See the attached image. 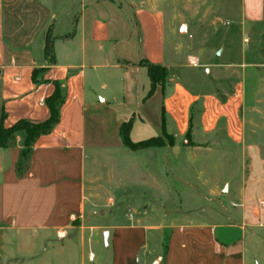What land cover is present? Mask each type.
<instances>
[{
  "label": "crops",
  "instance_id": "0c3cea01",
  "mask_svg": "<svg viewBox=\"0 0 264 264\" xmlns=\"http://www.w3.org/2000/svg\"><path fill=\"white\" fill-rule=\"evenodd\" d=\"M219 3L189 46L184 0H0L4 126L65 95L0 148V264H264V0ZM143 61L168 70L148 97ZM163 117L172 144H123Z\"/></svg>",
  "mask_w": 264,
  "mask_h": 264
},
{
  "label": "trees",
  "instance_id": "16d2710c",
  "mask_svg": "<svg viewBox=\"0 0 264 264\" xmlns=\"http://www.w3.org/2000/svg\"><path fill=\"white\" fill-rule=\"evenodd\" d=\"M146 65L149 78H150V88L147 92L146 97L150 96L157 84H163L166 80L168 70L165 66L150 63L147 61L141 62ZM36 70L33 71V77ZM65 95L61 88L59 82H55V89L45 98V103L49 109V116L42 121H31L27 119H19L12 125L6 127L3 124V119L5 117L4 113L0 117V148L11 145L15 141L17 134L22 137V155L26 156L30 151L34 141L37 137L45 134L52 130L55 124L59 121V110L64 101ZM131 126V121H127L121 126V136L123 144L131 149H139L152 145H161L164 143L165 138H168L169 144L173 143V136L168 134L164 128V117H163V130L162 136L151 137L138 142H133L129 138L128 132ZM19 171L22 170L21 164H19Z\"/></svg>",
  "mask_w": 264,
  "mask_h": 264
},
{
  "label": "rangeland",
  "instance_id": "374dc122",
  "mask_svg": "<svg viewBox=\"0 0 264 264\" xmlns=\"http://www.w3.org/2000/svg\"><path fill=\"white\" fill-rule=\"evenodd\" d=\"M176 1V0H175ZM187 2H190V10L186 11L184 14V21L188 26V30L186 31V26L183 23L181 30H178V27L176 28V36L174 37V41L176 43H183L185 44L186 42L189 43V46L193 44L194 37L201 33L203 36H206L208 34V29H209V22H211V19H213L215 16L221 15L222 9L224 8L223 5H216V2H220L221 0H184ZM193 40V41H192ZM166 141H168V138H165ZM92 204H88L87 207L89 208L87 213L91 215L92 213ZM95 207V206H94ZM93 207V208H94ZM88 218V217H87ZM85 219V218H84ZM90 220L92 218H89ZM84 220V225H89L91 224L90 220ZM155 219H162V218H155ZM89 235V234H88ZM151 240L150 242H154L155 245L154 247H158L159 249L164 248L166 240H167V231L164 230L163 232H159L158 234H151ZM99 237L102 238V233H99ZM87 246V244H86ZM83 251V249L81 250ZM100 251L105 253L103 251V247H100ZM87 253V250H86ZM153 255V254H152ZM150 256L148 264L154 260L153 256ZM88 259L90 255H85ZM108 256V254H107ZM106 256V257H107ZM152 257V258H151Z\"/></svg>",
  "mask_w": 264,
  "mask_h": 264
}]
</instances>
